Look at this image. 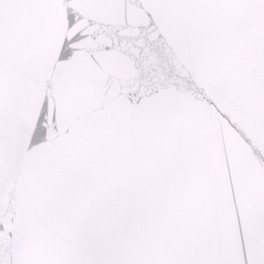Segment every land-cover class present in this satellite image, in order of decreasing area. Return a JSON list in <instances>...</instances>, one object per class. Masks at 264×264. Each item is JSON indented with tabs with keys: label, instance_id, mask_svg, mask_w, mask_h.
Wrapping results in <instances>:
<instances>
[{
	"label": "snow or ice",
	"instance_id": "6c2138e0",
	"mask_svg": "<svg viewBox=\"0 0 264 264\" xmlns=\"http://www.w3.org/2000/svg\"><path fill=\"white\" fill-rule=\"evenodd\" d=\"M0 264H264V0H0Z\"/></svg>",
	"mask_w": 264,
	"mask_h": 264
}]
</instances>
